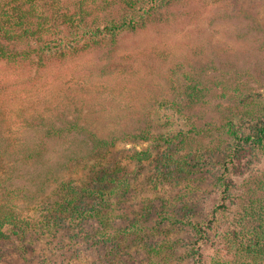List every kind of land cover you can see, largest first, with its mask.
Segmentation results:
<instances>
[{"label":"trees","instance_id":"trees-1","mask_svg":"<svg viewBox=\"0 0 264 264\" xmlns=\"http://www.w3.org/2000/svg\"><path fill=\"white\" fill-rule=\"evenodd\" d=\"M235 2L0 0V62L10 70L34 65L44 71L68 62L79 63L83 58L105 56L108 61L99 74L111 75V62L124 36L144 33L150 28L159 31L176 22L179 11L186 12L187 9V14H199L195 8L200 6L206 11L226 7L217 13V19H242L252 23V29L259 31L258 16L242 7L232 10L230 5ZM259 50L264 53V41ZM201 52L195 49L180 59L176 58L172 66L170 61L173 59L170 58L173 56L167 48L145 49L134 54L138 56L134 58L128 54L123 59L131 60L130 63L120 66L118 71L126 75L125 78L109 87V91L108 87L98 89L88 83V77L94 75L91 69L78 72L77 82L80 80L78 84L82 85L80 93L75 96L84 98L82 103L93 101L106 108H114L118 102L128 105H123L126 109L120 115H112L113 123L105 125L95 122L97 117L90 119L80 113L71 118L56 113L51 118V115L44 116L35 107L30 108V113L26 108L17 111L13 108L12 99H8L10 95L6 94V83L0 80V242L14 237L23 240L30 233L35 234V241L47 238L48 241L59 242L60 238L65 237V234L59 233H67L76 225L95 219L98 223L95 237L112 246L109 252L103 253L102 264H132L120 240H131L137 236V226L124 230L114 228L106 215L108 208L103 211L98 206L100 203L90 207L86 204L87 200H94L103 194L102 190L93 188L94 182L102 180L107 185L113 184L110 189L116 187L104 163L110 149L119 142L148 140L206 149L209 148L205 145L206 141L218 136L224 137L230 144V152L215 180L219 203L200 222L173 216L166 218L194 232L189 256L193 264H204L200 248L206 243L217 219L228 212V203L235 202L236 210L230 227L221 237L226 256L213 257L211 264H264V197L254 199L253 191L249 190L246 199L233 200V183L229 178L230 173H242L245 167L243 162L251 157L254 150L264 149V103L254 89L255 85H262V80L250 68L231 59L235 55L215 56L207 51V56H202ZM69 68H73L72 64ZM177 75L180 76L178 80ZM140 76L144 77L139 82ZM149 79L150 84L147 83ZM159 80L167 86H161ZM141 100L144 101L139 105ZM164 110H171L182 119L186 130L154 134L158 127L157 117ZM104 112L99 110L95 114L102 115ZM16 125L31 130L34 137L13 138L10 131ZM70 135L83 136L89 143V161L86 159L82 168L94 176L80 186L60 181L54 200L48 201L49 196L44 198L47 200V203L43 200L44 211L40 212L38 221H33L29 207L32 200L29 198L35 200L43 194L45 187L51 181H56L60 171L58 162L48 161L49 145ZM70 161H75V158ZM17 165L43 168L38 174V182L37 179L32 182L35 184L33 192L15 187L8 180ZM253 182L259 184L258 191H264V181ZM105 191L109 200L112 190ZM72 234H77V230ZM84 238L87 241L88 236ZM158 262L165 264L164 260Z\"/></svg>","mask_w":264,"mask_h":264},{"label":"rangeland","instance_id":"rangeland-1","mask_svg":"<svg viewBox=\"0 0 264 264\" xmlns=\"http://www.w3.org/2000/svg\"><path fill=\"white\" fill-rule=\"evenodd\" d=\"M238 7L253 11L259 18L262 30L252 29L253 24L242 19H217V13L226 7L206 11L200 6L195 8L199 14H187V9L186 12L179 11L176 22L159 31L150 28L144 33L124 36L119 42L117 55L113 56L111 75L99 74L108 58L95 56L80 59L79 63L68 62L44 71L34 65L10 70L5 63L0 62V80L6 83V94L10 95L8 99H12L13 108L17 111L26 108L30 113V108L35 107L44 116L51 115V118H54L56 113L68 118L80 113L90 119L97 117L95 122L105 125L104 123H113L112 115H120L127 104L118 102L114 108H106L96 105L93 101L82 103L84 98L78 99L75 96L80 93L82 85L78 84L80 80L77 82L78 72L91 69L94 75L88 77V83L98 89L108 87L109 91V87L125 78L126 75L118 71L120 66L130 63L131 60L123 59L128 54L132 55L130 58H134L138 57L133 56L134 54L145 49L167 48L173 56L170 58L173 59L170 61L172 66L176 58L180 59L197 49L202 50V56H207V51L215 56L235 55L231 59L238 60L237 64H243L250 68L253 74L261 77L262 85H255L254 89L264 103V53L259 50L264 41V0H236L235 4L230 5L232 10H237ZM191 10L190 8L189 11ZM71 64L72 69L69 68ZM143 77H139V82ZM176 78L178 80L180 76L177 75ZM150 81L151 79L147 83L150 84ZM159 82L161 86H167L164 81ZM146 97L148 98V95ZM143 101H139V105ZM99 110L106 112L102 115L95 114ZM157 121L158 127L154 134L186 130L183 120L171 110L161 111ZM56 122L58 125L59 122ZM10 132L15 139L34 137V132L20 125L12 126ZM205 145L211 149L200 150L192 145H166L148 140L119 142L110 149L104 163L110 171L108 175L116 182V187L110 189L113 184L107 185L102 180L94 182L93 188L102 190L103 194L94 200H87L86 204L90 207L94 203H100L98 206H101L103 211L108 208L109 213L106 215L114 224V228L124 230L137 226V236L131 240H120L132 264H160L158 260H164L165 264H193L189 248L194 241V232L185 225L169 221L166 216L200 222L205 220L219 203L215 180L230 152V144L224 137L213 136ZM88 148L89 143L80 135H70L58 143H50L48 161L58 162L60 171L56 181H51L43 194L35 200L33 197L29 198L32 200L29 207L32 209L33 221H38L40 212L44 211L43 202L47 203L44 198L49 196L48 201L54 200V193L60 181H69L74 186H80L94 176L82 168V164L89 157ZM73 158L75 161H70ZM243 164L245 167L240 175L229 174L233 183V200L246 199V195L250 194L249 190L253 191L254 199H262L264 191H258L259 184L253 181H264V149L254 150ZM71 167L73 169H70ZM42 169L40 166L17 165L8 180L15 187L33 192L35 184L32 182L40 176L38 174ZM106 189L112 190L109 200ZM235 210V202L230 201L228 212L217 219L209 232L206 243L200 248L204 264H211L213 257L226 256L221 237L230 227ZM76 227L67 233H59L65 234L64 239L60 238L59 242L48 241L47 238L35 241L34 233H30L23 240L14 237L1 241L0 264H102L103 253L109 252L112 246L95 237L94 232L98 227L96 220L80 223ZM76 230L77 234H72ZM86 235L87 241L84 238Z\"/></svg>","mask_w":264,"mask_h":264}]
</instances>
